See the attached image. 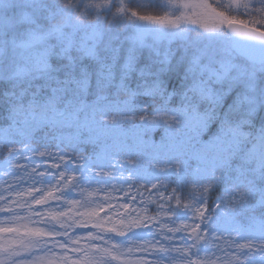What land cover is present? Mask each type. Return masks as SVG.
<instances>
[{"label":"snow or ice","instance_id":"1","mask_svg":"<svg viewBox=\"0 0 264 264\" xmlns=\"http://www.w3.org/2000/svg\"><path fill=\"white\" fill-rule=\"evenodd\" d=\"M0 264H264V0H0Z\"/></svg>","mask_w":264,"mask_h":264},{"label":"rangeland","instance_id":"2","mask_svg":"<svg viewBox=\"0 0 264 264\" xmlns=\"http://www.w3.org/2000/svg\"><path fill=\"white\" fill-rule=\"evenodd\" d=\"M140 2V0H131V3H132V6L135 7V5ZM192 2H196V0H192ZM152 13L153 14H163V9L161 8H156V9H153L152 10ZM207 23L209 24V26L211 27V21H207ZM125 127H128L127 124L124 125ZM160 135H162V130H157L156 133H153V137L154 139H156L157 141L160 139ZM35 147L37 148H40L41 145L40 144H35L34 145ZM91 146L90 145H87V146H82V152L84 155H88L90 152H91ZM88 191H91V190H88ZM86 198H87V192H86ZM96 196V193H92V197L91 198H95Z\"/></svg>","mask_w":264,"mask_h":264}]
</instances>
